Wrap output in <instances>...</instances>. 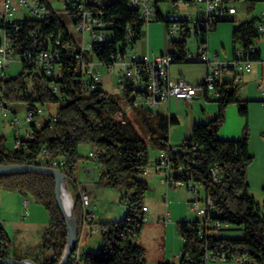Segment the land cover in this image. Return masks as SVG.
<instances>
[{
    "label": "trees",
    "instance_id": "16d2710c",
    "mask_svg": "<svg viewBox=\"0 0 264 264\" xmlns=\"http://www.w3.org/2000/svg\"><path fill=\"white\" fill-rule=\"evenodd\" d=\"M167 1L156 2L158 10L155 20L166 21L160 3ZM87 5L101 13L105 22V39L94 42L92 54L84 56L90 60L95 56L100 63L111 66L119 55L126 56L129 49L142 38L146 22L138 10L129 5V0H92L87 1ZM65 17L57 13L45 19L25 16L18 19L20 27L10 31L12 46L16 51L22 49L20 51L35 53L39 48H60L63 74L57 78L40 70H32L29 84L23 79V73L32 66L25 60L18 75L0 79V90L5 99L19 108L57 105V120L53 125L49 122L39 127L33 124L36 136L27 141V148L9 150L5 136L0 135V153L4 155L0 163L65 161L67 184L73 188L75 195L74 211L78 227L76 250L66 264H145V249L135 242V237L145 223L143 207L146 206L144 198L149 183L142 175L150 161L148 141L158 151L169 152L175 170L174 179L197 185L200 195L211 198L214 209L212 221L217 230L214 234L201 236L197 229L191 228L197 224L196 216L192 220L178 221L179 233L183 238L180 260H161L158 264H206L202 258L208 251L213 255L211 260H217V256L226 253L227 260L234 256H248L252 259L251 264H264V213L259 212L260 204L249 192L247 178L248 165L254 159L248 148V128L245 127L238 138H222L218 133L225 120L227 105L237 102L240 114L246 116L248 100L240 99L237 88L229 86L230 80H222L217 84L222 96L217 100L219 106L216 115L206 122L194 123L191 135L176 145L170 142V127L179 121L176 115L154 114L151 108L135 107L136 117L141 118L147 132L148 139H145L130 118L124 116V121L115 118V114L123 110V105L113 94L102 89V81L90 89L88 83L82 80L74 55L66 50L70 45L75 51L77 44L68 26L72 17L69 16L70 20ZM223 20L234 19L226 17L217 20L211 30ZM36 29L40 35L38 43L34 45L31 33ZM211 30L201 32L200 39L207 41ZM261 38L255 18L238 22L232 29L233 45L239 43V47L253 60L261 58V50L251 52L249 49ZM169 43L173 62H193L186 58V38L170 37ZM239 47L234 46L233 53ZM53 84L59 85L58 92L53 90ZM132 94L133 88L128 83L122 92L127 104L133 102ZM85 144L93 155L81 151V146ZM88 159H96L101 166L96 181L98 185L119 188L120 200L127 205V210L121 219L97 220L101 236L100 250L79 251L80 258L76 263L74 259L83 226V207L75 172ZM212 169L217 170V179H214ZM0 187L18 191L25 197L31 196L45 206L49 222L41 247L49 249L51 254L42 260H34L40 264H58L67 245V225L56 199L54 176L36 171L1 174ZM232 224L242 229L243 236L226 237L222 234ZM10 250L11 240L0 223V257H9Z\"/></svg>",
    "mask_w": 264,
    "mask_h": 264
},
{
    "label": "built area",
    "instance_id": "2783aa9c",
    "mask_svg": "<svg viewBox=\"0 0 264 264\" xmlns=\"http://www.w3.org/2000/svg\"><path fill=\"white\" fill-rule=\"evenodd\" d=\"M87 1L92 0H57L55 4L52 0H0V79L8 78L11 75L7 73L10 61L19 59L22 62L26 60L31 69L26 68L23 73V79L30 84V72L43 71L49 76L60 78L63 74V67L60 63L62 51L58 47L39 48L38 51H16L12 46L11 30L20 27L18 19L23 17H15V13L19 9H24L27 16L38 19H45L60 14L61 17L71 16L70 23L74 26L73 35L76 39V50L68 45L66 50L72 53L76 60V69L82 73V80L88 83L90 89L95 88L101 81V77L94 70L90 63L92 59L85 58L92 54L93 43L105 39V22L100 16L98 10H93L87 5ZM158 0H129V5L138 10L140 17L145 20L146 25L155 20L157 14ZM236 0H168L171 2L172 9L165 14L168 25V34L172 38H186L187 51L186 58L191 61H202L207 64V73L202 82H191L185 78H171L170 65L173 62L172 53H152L139 54L135 51L129 52L126 56L119 55L114 64H119L120 69L117 76V87L122 93L128 83L133 88V102L128 103L125 110L115 114V118L124 121L126 112L133 110L135 107L158 108L161 104L170 101L173 98L192 100L198 93L204 91L213 92L215 99L221 98L220 90L217 86L222 82L223 73H230L231 78L229 86L236 87L239 91V84L242 75L252 69L253 59L241 47L234 50L230 59L212 58L209 55L207 41L200 39V33L209 31L222 18L231 17L237 12ZM185 3L186 6L193 7L189 11H185L181 15L178 11L179 4ZM161 11L162 8L160 7ZM257 22V29L262 38H264V9ZM40 32L38 29L31 33L34 39V45L38 43ZM89 36V45L86 46L84 39ZM193 37L196 42V49L189 48V40ZM59 43L58 40H56ZM259 42L252 45L249 49L255 52L261 50ZM22 48V47H20ZM113 65L109 66L112 70ZM59 85L53 84V90L58 92ZM31 86L28 87L30 89ZM261 94L264 96V84H260ZM19 109L17 105L5 99L0 90V110L9 116L10 124L14 128V139L9 150L17 148H27V141L36 136L33 124L37 127L45 122L53 125L57 120L56 109L51 106L37 105L36 108L26 109L24 122L20 123L16 112ZM0 112V120L2 114ZM24 131H22L23 129ZM93 155V152L89 153ZM4 155L0 153V160ZM43 165L53 166L67 173L64 160L53 161L51 163H40ZM154 168L162 173V179L168 185L186 186L192 193V208L196 212L197 224L191 226L197 229L203 236L206 233L214 234L217 232L215 224L212 221L214 213L212 200L209 196L200 195L199 188L195 184H187L183 180L174 179L175 170L171 165L170 154L167 150L159 152ZM214 179H217V170L212 169ZM79 196L83 207V221L89 222L97 220V211L92 207L91 195L85 189L79 190ZM24 216L28 214L27 199H24ZM147 206L143 207L145 212L143 220L146 222L148 216L146 214ZM220 226L219 222H216ZM181 255V253H180ZM80 258L79 251H76L75 262ZM213 258L210 251L206 252L203 260L207 263ZM228 254L222 253L217 256V260H227ZM230 260H234L236 264H251L252 259L248 256H234Z\"/></svg>",
    "mask_w": 264,
    "mask_h": 264
},
{
    "label": "crops",
    "instance_id": "0c3cea01",
    "mask_svg": "<svg viewBox=\"0 0 264 264\" xmlns=\"http://www.w3.org/2000/svg\"><path fill=\"white\" fill-rule=\"evenodd\" d=\"M208 36L207 44L209 55L211 57V49L208 43ZM158 49L160 50V52H164L163 47L160 46ZM139 54H144V52L139 51ZM215 54L218 55V51H216ZM232 56L233 51L231 56L225 54L224 59H230ZM185 63L186 62H183L181 65L177 66L170 65V77H182L191 82H202L208 70L207 64L205 63V66L200 67L201 74L199 75L196 74V70L198 68L192 67L190 66V64ZM253 63H255L254 66ZM253 63L252 69L249 72L243 73L238 91L240 99L248 100V113L246 116L240 114L238 110V103H229L225 110L224 123L219 128L218 133L219 136L222 138H238L243 134L245 127L248 128V148L250 153L253 154L254 158L256 156H259L261 159V164L258 167V173L261 183L264 184V119L260 134L255 136V138L253 137L254 130L260 127L253 125V113L257 109H259L261 110V115L264 118V96L262 94V96L257 95L256 90L253 88L256 82H258L259 86L260 83H264V58L262 57V50L261 58L258 60H253ZM230 78V73H223V80H230ZM113 95L116 100L123 105V110H125L128 104L126 103L122 93L118 90V92H114ZM218 106L219 103L214 98L213 92L204 91L198 93L190 101L173 98L170 101L161 104L158 108L163 107V109L165 110V113L163 114H174L179 119L177 123L172 124L170 127V142L176 145L179 144L182 139L191 135L194 123L206 122L213 118L218 111ZM51 108L53 107L51 106ZM178 109L182 111L184 110V117L178 116V114L176 113ZM126 116L130 119H137L134 110H128L126 112ZM179 124L181 125L178 126V129L173 127ZM22 131H24V129ZM253 139L255 140L256 145ZM86 152L90 153L91 150L87 149ZM159 152L160 151H157V154H155L154 159L149 161V165L145 173L142 175L148 181V183L150 182L157 184L159 187H161V190L165 189V194L167 195V199H164L165 204L162 209L157 207L152 208V206L145 203L148 207L146 211L148 220L145 222V225L143 226V229L141 230L140 234L135 237V242L143 246L145 249V264H158V262L161 260L179 261L180 253L182 250L181 241L183 242V238L179 233L177 225L178 221L184 219H194H191L190 211L185 204L186 201L189 202L191 200L193 194L186 192L185 194L179 196L177 192H171L170 187L174 188L179 186L168 185L166 182L163 181L162 173L154 168V163ZM253 161L251 162V165H248L249 167L247 168V178H250V170H254L256 167L254 166ZM79 168V175L75 176L77 179L78 191L81 188H85L90 193L92 207L95 208V196L98 194H105L107 191L105 187L98 186L97 188L95 184L101 166L96 159H88L83 161L79 165ZM249 178V192L251 193L250 180H252L253 178ZM252 182L254 184V193L252 194H256L260 187H258V185H255L256 183L254 181ZM165 183L168 187L165 185ZM4 195L5 194L1 192L0 198L3 199ZM168 197L169 199L172 198V202L168 199ZM18 198L19 199H17V201L11 205L13 209L16 210L12 214L9 213L4 202H0V223L2 224L3 228L5 229L6 233L8 234L11 240V250L9 257H14L18 259L31 258L33 260H42L41 256L42 254H44V252L42 250L43 248L41 247V243L43 239V234L45 232L46 227L48 226L49 220L44 214V212L40 210L39 206H36L34 201L29 200L27 196L25 197L20 195ZM24 199H27L28 214L26 216H24ZM21 201L22 203L20 204ZM104 218L111 219L110 217L102 216L101 212L97 211V220ZM97 220L89 222L83 221L81 236L78 244V251H80L81 253L83 251L93 250L94 245L88 240L90 239V236L92 234H99L100 236L98 223H96ZM11 232H13L14 235H12ZM11 235L13 236V238H15L14 241H12ZM96 247L100 248V243L98 241ZM50 254L51 251H48V255ZM206 264H236V262L234 260H210Z\"/></svg>",
    "mask_w": 264,
    "mask_h": 264
},
{
    "label": "rangeland",
    "instance_id": "374dc122",
    "mask_svg": "<svg viewBox=\"0 0 264 264\" xmlns=\"http://www.w3.org/2000/svg\"><path fill=\"white\" fill-rule=\"evenodd\" d=\"M55 4L57 3V0H52ZM235 4L237 6V12L235 14H233L231 17L234 20H223L220 21L217 24V27L213 30L210 31L209 36H208V43L211 49V57L212 58H218V59H224L225 54L231 56L232 55V51H233V47H239V43H236L235 45H233L232 42V29L234 27V25L238 22L244 21V20H248V19H252L255 18L257 19V22H259V17L261 15L262 10L264 9V0H236ZM171 2H165V3H160V7L162 8V12L163 14H166L167 11L172 9L171 6ZM193 7L190 6H186L185 3H180L179 4V13L181 15H184L185 11H189L190 9H192ZM194 9V8H193ZM27 13L25 12L24 9H19L16 11L15 13V17H25ZM66 20H70L69 16L65 17ZM68 26L70 28V30L74 31V26L72 23H70V21H68ZM145 31H144V36H142V38L140 40H138L135 44L134 47L132 49H129L130 52L135 51L137 53H139V51H142L144 53H149L152 54L154 52L156 53H168L169 51L172 50V46L169 43L170 37L167 31V23L165 20H152L148 23L147 26H145ZM111 34H109L108 36H110ZM89 41L90 38L88 35H86L84 42L85 45L88 46L89 45ZM189 48L192 50L196 49V42L194 40L193 37L190 38L189 40ZM259 45L261 47L262 50V57L264 58V38H261ZM163 47V51L164 52H160V50L158 49L159 47ZM216 51H218V55H216ZM182 63H177V62H173L171 65L172 66H177V65H181ZM185 64H190V66L192 67H196L198 68L196 70V74H201V66H205V62H186ZM255 63H253L254 66ZM90 66L97 71V73H99L100 77H101V87L102 89L106 90L107 92L113 94L114 92H118V87H117V76L119 73V69H120V65L119 64H114L112 70H110L109 66L100 63L95 56H93L92 62L90 63ZM23 68V62L19 59H12L10 61L9 67L7 69V73L9 75L12 76H16L18 75L21 70ZM202 81V80H201ZM196 83V82H195ZM263 83V82H262ZM261 84V83H260ZM264 84V83H263ZM253 86V85H252ZM253 88L256 90L257 95L262 96L261 95V89L260 86L258 84V82H256L253 86ZM203 98V97H200ZM213 98V97H212ZM53 108L56 109L57 105H53ZM152 111L154 112V114L156 113H165V110L162 108H151ZM1 112V110H0ZM176 113L178 114L179 117H184V110H180L178 109L176 111ZM2 114V118L0 120V135H4L6 138V143L8 145H11L14 139V128L12 127V125L10 124V118L8 115H6L4 112H1ZM26 115V108L25 106H21L17 112H16V116L19 118L20 123L24 122V118ZM253 125L256 126H260L259 128H257L256 130H254V138L255 136L260 134L261 128H262V124H263V116L261 115V110L257 109L254 113H253ZM134 123H135V127L137 129V131L145 138L148 139L147 137V132L146 129L143 125V122L141 120V118H131ZM135 119V120H134ZM179 125H175L173 126L174 128L178 129ZM223 125V124H222ZM221 125V126H222ZM251 133V131H250ZM148 141V140H147ZM255 145L256 142L253 139ZM177 143V142H176ZM89 149L88 145H82L81 146V151L82 152H86V150ZM157 149H155L151 143L148 141V152H149V157H150V161L154 159L155 154H157ZM260 157L256 156L254 158L253 164L255 167L254 170H250V178H253L252 180H250V191L252 193L253 192V182L254 181L256 184L258 185L259 190L256 194H252L254 195V197L256 198V200L259 202L260 204V210L259 212L264 213V184L261 183V180L259 178V165L261 164L260 161ZM252 163H250L249 165H251ZM249 167V166H248ZM80 172V168L75 172V176H78ZM97 188L98 183L95 182ZM165 185L167 186V184L165 183ZM106 188V193L105 194H98L95 196V203H96V211H100L102 216L105 217H110L111 219H121L124 217L125 212L127 210V205L122 202L120 200V193L121 190L119 188H115V187H109V186H103ZM168 187V186H167ZM69 191L71 192L72 198L75 201V195H74V191L73 188L71 186L68 187ZM171 192H177V194H179V196L185 194L186 192H189L190 194L192 192H190L189 189H187L184 186H179V187H170ZM3 192L5 195L2 198H0V202H4V204L7 207V210L9 211L10 214H12L14 211L13 207L11 206L14 202L17 201V199H19L18 197L21 195L20 192L15 191V190H7V189H3L0 187V193ZM166 190H161V187H159L157 184L154 183H150L149 182V189L145 195L144 201L146 204L152 206V208H160L162 209L165 201L164 199H167V195L165 194ZM193 194V193H192ZM22 196V195H21ZM164 197V198H163ZM27 198L31 201H34V203L36 204V206H39L40 210H42V212H44V214L46 215V217L49 220V214L47 209L45 208V206L40 203L35 201L31 196H27ZM169 199V197H168ZM172 202V198L169 199ZM22 203V201L20 202V204ZM186 207L189 209L190 211V217L191 219L194 218L196 216V212L195 210L192 208V204L191 202H187L186 201ZM106 219V218H104ZM164 222V221H161ZM145 225V223H144ZM12 235L13 232H11ZM222 234L226 237H241L243 236V231L242 229H239L236 225L232 224L230 226V228H226L223 230ZM11 235V239L12 241H14L15 238H13V236ZM90 243H92L93 246V252H98L100 250L99 247H96L97 241L100 243V236L99 234H92L90 236V239H88ZM181 243L183 244V242L181 241ZM44 254H42V258H44L45 256L48 255V251H50L47 248H43L42 249ZM177 259V258H176Z\"/></svg>",
    "mask_w": 264,
    "mask_h": 264
},
{
    "label": "water",
    "instance_id": "95a60500",
    "mask_svg": "<svg viewBox=\"0 0 264 264\" xmlns=\"http://www.w3.org/2000/svg\"><path fill=\"white\" fill-rule=\"evenodd\" d=\"M217 100V99H216ZM44 172L54 176L55 178V191L56 199L59 207L61 208L67 225V245L65 252L58 264H66L68 259L76 250L78 243V227L77 219L74 211V200L70 208V212L67 213L59 196V186L61 183H65L68 188L67 180L68 174L53 166L35 164V163H0V175L7 173H20V172ZM0 264H40L31 258H14V257H0Z\"/></svg>",
    "mask_w": 264,
    "mask_h": 264
},
{
    "label": "bare ground",
    "instance_id": "6f19581e",
    "mask_svg": "<svg viewBox=\"0 0 264 264\" xmlns=\"http://www.w3.org/2000/svg\"><path fill=\"white\" fill-rule=\"evenodd\" d=\"M59 196L66 212L69 213L71 205L73 203V198L65 183H61V185L59 186Z\"/></svg>",
    "mask_w": 264,
    "mask_h": 264
}]
</instances>
